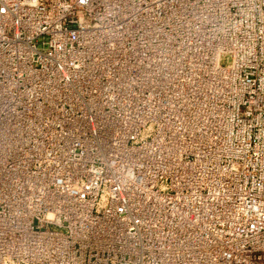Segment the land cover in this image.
I'll return each instance as SVG.
<instances>
[{
    "label": "built area",
    "instance_id": "built-area-1",
    "mask_svg": "<svg viewBox=\"0 0 264 264\" xmlns=\"http://www.w3.org/2000/svg\"><path fill=\"white\" fill-rule=\"evenodd\" d=\"M0 264H264V0H0Z\"/></svg>",
    "mask_w": 264,
    "mask_h": 264
},
{
    "label": "rangeland",
    "instance_id": "rangeland-1",
    "mask_svg": "<svg viewBox=\"0 0 264 264\" xmlns=\"http://www.w3.org/2000/svg\"><path fill=\"white\" fill-rule=\"evenodd\" d=\"M146 14H143V17H145ZM139 19V15L137 14V20ZM161 19L164 21V17L163 15L161 16ZM133 20L131 19V22L130 24L133 25ZM137 38L140 37V35H145L146 37H149L151 31L150 29H148V23H146V27H143V28H139L137 29ZM162 31H164V29H158V33H159V37L162 36ZM183 47L182 46H176L175 45V51H182ZM151 53V50L148 48L146 50H143V53L142 54H150ZM138 66V65H137ZM144 84H146V82L144 81V78H140L138 75H137V89H139L140 87L139 86H144ZM138 93V92H137ZM150 126V125H148ZM171 183V179L169 178H162L161 179V185H164V184H170Z\"/></svg>",
    "mask_w": 264,
    "mask_h": 264
},
{
    "label": "bare ground",
    "instance_id": "bare-ground-1",
    "mask_svg": "<svg viewBox=\"0 0 264 264\" xmlns=\"http://www.w3.org/2000/svg\"><path fill=\"white\" fill-rule=\"evenodd\" d=\"M173 32H174V30H172L170 33H171V34H174ZM168 35H169V34L166 32V33H165V37L168 38ZM139 100L141 101V97H138V96H137V101H139ZM146 106L149 107L150 105H149L148 103H146ZM139 124H140V122H139V120H137V128H138ZM172 149H173V148H172ZM177 162H179V161L177 160ZM166 170H167V168H166Z\"/></svg>",
    "mask_w": 264,
    "mask_h": 264
}]
</instances>
